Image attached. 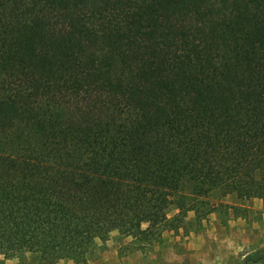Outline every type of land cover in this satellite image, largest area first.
<instances>
[{"label":"trees","instance_id":"16d2710c","mask_svg":"<svg viewBox=\"0 0 264 264\" xmlns=\"http://www.w3.org/2000/svg\"><path fill=\"white\" fill-rule=\"evenodd\" d=\"M227 196L264 204V0H0L5 257L143 250Z\"/></svg>","mask_w":264,"mask_h":264},{"label":"rangeland","instance_id":"374dc122","mask_svg":"<svg viewBox=\"0 0 264 264\" xmlns=\"http://www.w3.org/2000/svg\"><path fill=\"white\" fill-rule=\"evenodd\" d=\"M221 202L224 205L219 207L215 197L212 211L200 221L195 212H189L178 231L165 232L159 241L143 250L132 243L131 237L113 231L106 242L97 241L84 264H237L246 256L264 253V223L259 228L260 216L264 222L261 201L241 204L235 197L227 196ZM254 241L253 247L247 245ZM28 253L5 257L0 251L17 264H30ZM62 261L83 264L71 258L51 264ZM40 263L44 264L42 258Z\"/></svg>","mask_w":264,"mask_h":264},{"label":"crops","instance_id":"0c3cea01","mask_svg":"<svg viewBox=\"0 0 264 264\" xmlns=\"http://www.w3.org/2000/svg\"><path fill=\"white\" fill-rule=\"evenodd\" d=\"M261 201V200H260ZM259 200H257V199H253L252 200V203H253V205H255V204H257V202H260ZM246 202H250V201H246ZM246 202H242L241 204H244V203H246ZM260 205L261 206H264V204H263V202L261 201V203H260ZM247 206V205H246ZM263 213V216H264V211H262ZM260 221H259V223H261L260 225H259V228L261 229L262 228V226H263V221H262V217L260 216ZM249 220H250V218H249ZM256 244V241H254L252 244H250V243H247V245L249 246V247H253L254 245ZM39 254V253H38ZM37 253H34V252H30V253H28L27 255H26V258H27V262L28 263H30V264H41L40 262H41V257H40V255H38ZM0 264H17V262L15 261V260H10V259H6L2 254H0ZM59 264H73L71 261H62L61 263H59Z\"/></svg>","mask_w":264,"mask_h":264}]
</instances>
